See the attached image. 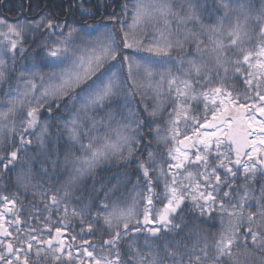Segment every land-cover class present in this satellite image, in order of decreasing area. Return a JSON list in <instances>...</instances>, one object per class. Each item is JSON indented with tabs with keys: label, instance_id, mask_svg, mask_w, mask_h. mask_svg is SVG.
<instances>
[{
	"label": "snow or ice",
	"instance_id": "1",
	"mask_svg": "<svg viewBox=\"0 0 264 264\" xmlns=\"http://www.w3.org/2000/svg\"><path fill=\"white\" fill-rule=\"evenodd\" d=\"M39 8L0 16V264H264V0Z\"/></svg>",
	"mask_w": 264,
	"mask_h": 264
},
{
	"label": "trees",
	"instance_id": "2",
	"mask_svg": "<svg viewBox=\"0 0 264 264\" xmlns=\"http://www.w3.org/2000/svg\"><path fill=\"white\" fill-rule=\"evenodd\" d=\"M100 2L103 3H111L112 0H100ZM116 3H122L123 0H115ZM22 3V0H0V16H7L10 18H16L17 16V9L20 7ZM40 4L39 11H44L49 14L59 15L61 12L64 11L63 5L66 3V0H32V7L35 8L36 4ZM6 4V6H5ZM112 9H109L111 11ZM24 12H27L28 9H23ZM9 18V19H10ZM13 19V20H14ZM207 23V20L205 21ZM234 23V21H225L223 28H225V31L228 32V27ZM187 51L192 52V49L189 48ZM193 55H196V53L193 52ZM206 60L207 57H204ZM23 63L22 59H18V64ZM107 174L103 173L100 169L97 170V180L104 179ZM7 179V177L0 176V182ZM27 203V201H25ZM212 223L215 225L214 228H205L206 232L211 233L212 235L218 234L217 230L220 228V224L218 221H212Z\"/></svg>",
	"mask_w": 264,
	"mask_h": 264
},
{
	"label": "rangeland",
	"instance_id": "3",
	"mask_svg": "<svg viewBox=\"0 0 264 264\" xmlns=\"http://www.w3.org/2000/svg\"><path fill=\"white\" fill-rule=\"evenodd\" d=\"M145 2H148V0H145ZM229 28H230V27H228V30H229ZM226 33H227V32L225 31V28H223L222 33L218 34L217 38H218V39H221V40H223L225 43H227V42H228V37H227ZM205 57H207L208 59L211 58L210 54H209L208 56H205Z\"/></svg>",
	"mask_w": 264,
	"mask_h": 264
},
{
	"label": "flooded vegetation",
	"instance_id": "4",
	"mask_svg": "<svg viewBox=\"0 0 264 264\" xmlns=\"http://www.w3.org/2000/svg\"><path fill=\"white\" fill-rule=\"evenodd\" d=\"M8 18H10V16L8 17ZM10 19H12V18H10ZM14 19V18H13ZM16 19V18H15Z\"/></svg>",
	"mask_w": 264,
	"mask_h": 264
}]
</instances>
